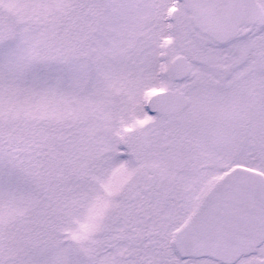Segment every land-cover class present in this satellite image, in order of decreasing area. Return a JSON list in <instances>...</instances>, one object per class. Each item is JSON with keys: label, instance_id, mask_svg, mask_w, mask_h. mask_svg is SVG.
Returning <instances> with one entry per match:
<instances>
[{"label": "snow or ice", "instance_id": "1", "mask_svg": "<svg viewBox=\"0 0 264 264\" xmlns=\"http://www.w3.org/2000/svg\"><path fill=\"white\" fill-rule=\"evenodd\" d=\"M0 264H264V0H0Z\"/></svg>", "mask_w": 264, "mask_h": 264}]
</instances>
